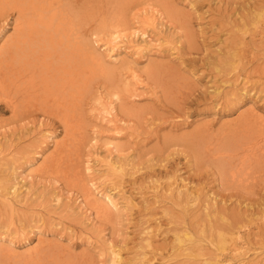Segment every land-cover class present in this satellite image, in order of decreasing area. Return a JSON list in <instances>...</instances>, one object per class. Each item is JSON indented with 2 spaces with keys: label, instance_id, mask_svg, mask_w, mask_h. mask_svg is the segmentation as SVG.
Listing matches in <instances>:
<instances>
[{
  "label": "rangeland",
  "instance_id": "obj_1",
  "mask_svg": "<svg viewBox=\"0 0 264 264\" xmlns=\"http://www.w3.org/2000/svg\"><path fill=\"white\" fill-rule=\"evenodd\" d=\"M148 1L150 2L133 1L127 5L125 19L131 27L118 37L119 41L102 34V37L99 35L100 39L97 37V43H92L94 49L101 53L112 45L116 51H120L122 62L118 61L114 65L107 57L111 61L107 65L116 66L115 71L118 72L115 81L132 82L135 93L130 96V103L145 110L142 111L144 114L140 120L131 119L129 123L130 118H125L123 130L117 131L112 125L109 127L105 123L100 124L95 119L94 111L98 100L114 99L113 90L108 87L107 82L103 83L105 79L100 76L92 87L91 99L84 106L88 135L81 146L82 164L86 165L87 160L92 158L91 162L98 175L102 176L105 188L115 192L119 201H133L129 205L122 202L124 205H121L120 211L112 209L110 220L95 214V209L82 205V192L65 185L59 175L49 171H31L39 162L43 163V156L51 154L56 142L63 139L61 126L35 113L28 119L15 120L11 116L10 107L3 100L0 101V170L8 185L14 181L21 184L20 193L14 199L9 194L5 196L8 187L0 188V236L12 237L19 253L23 254L29 247L45 240L44 244H52L56 250L63 248L64 251L59 252L61 255L64 252L85 253L92 258L93 264L111 263L114 258L112 251L117 250L122 264H138V256L136 259L135 256L140 239V220L144 215V199L153 198L155 194L153 186L149 188L151 184L162 188L170 177L175 180V184H181L187 179L185 184L190 191L195 189V192L192 191L195 194L202 191V194L198 193L200 197L204 196L201 199L208 197L206 194L213 190H220L211 167L201 164L200 159H196L194 165L189 164L188 161L192 158L186 152H190L188 141L174 138L193 133L197 127L205 124L209 125L210 131L222 132L219 129L225 124L247 122V114L249 116V111L252 110L256 111L255 120H260L258 124L264 125V0H168L164 5H160L158 1ZM94 10L99 12V8ZM153 18L155 26L145 21L147 19L152 22ZM96 22H91V28L97 25ZM11 25L12 20L9 24L0 26V46L12 33ZM136 28L147 33V38L150 39L145 42L142 37L133 36L139 46L144 43V50L134 55V48H125L123 43H129L126 38ZM126 33L129 35H125ZM109 40L111 41L108 42ZM117 44L124 47L118 49ZM122 56L126 59L123 60ZM124 61H129V64ZM230 61L237 65L225 70ZM133 65L137 69V78H133L130 73ZM168 85L174 89V101L167 98L169 95L164 96L163 88L169 89ZM177 101L183 104L182 110L174 103ZM257 112L263 116L260 114L258 117ZM255 120L251 122L258 125ZM95 130L100 132L97 139L101 144L96 150L92 147L93 138L97 136ZM167 134L172 135L170 141L163 140ZM106 142H112L114 146H107ZM39 150H44L43 156H36ZM94 153L97 155L94 156ZM108 154L122 163L115 176L100 161ZM62 164L66 166L64 159ZM27 175L30 177H26ZM149 176L155 181L151 182ZM22 177H26V180ZM145 181H149L147 188L145 185L140 186ZM220 191L224 196L216 197V205L225 206L227 210L239 215L240 220L248 224L240 229V233H249L254 245L258 246L260 237L264 234V193L248 197L256 199L250 201L231 193L236 190ZM6 197L15 202L10 201V205L9 200H5ZM191 201L194 203V197ZM252 202L254 206L251 205ZM161 203L164 205L155 204L154 215L164 224L161 229L153 230L157 232H153V241L166 244L172 238V232L165 225L167 220L163 215V208L173 205L168 200ZM171 208L174 212L177 209ZM245 241L242 239L238 245L244 248ZM169 245L161 248V257H155L152 264L175 263V259L171 258L172 249ZM250 259L256 261L252 256H248L246 260ZM235 260L239 261V258ZM145 263L151 264L148 261Z\"/></svg>",
  "mask_w": 264,
  "mask_h": 264
},
{
  "label": "bare ground",
  "instance_id": "obj_2",
  "mask_svg": "<svg viewBox=\"0 0 264 264\" xmlns=\"http://www.w3.org/2000/svg\"><path fill=\"white\" fill-rule=\"evenodd\" d=\"M133 1L139 0H0V22L2 21L0 26L9 24L10 20L13 21L12 33L0 46V101L3 100L10 107L13 119L24 120L34 113L40 114L52 123L59 124L64 133L63 139L56 142L51 154L43 156L44 150L37 151V154L34 153L38 157L43 156L44 159L43 163L39 162L30 170L36 173L49 171L59 175L65 185L71 189L72 187L77 188L82 192L80 196L82 205L88 209H95V214L109 220L112 209L120 211L124 202L129 205L133 201L131 199H126V201L120 199L121 201H119L115 192L105 188L102 176L98 175L94 163L91 162L92 158L87 160L86 165L82 164L80 160L81 146L88 135V120L85 116L84 106L91 99L92 87L97 83V77L100 76L105 79L103 83L107 82L108 87L113 90L114 99L98 100L97 108L94 107L95 119L100 124L105 123L109 127L112 125L117 131L124 129L125 118H130L128 119L129 123L131 119H133L131 121L137 120V118L142 119L144 114L142 111L145 112V110L140 109L133 102L130 103V96L135 93L132 82L130 84L129 80L127 82L126 80L125 82L115 81L114 78L118 72L115 71L116 66L107 65L111 63L107 57L113 61L114 65L121 61L120 51H116L115 46L112 45L103 50L105 51L103 54L102 50L101 53L94 49L92 44L97 43L102 34L110 39L118 40L125 30L130 29L131 25L127 24L125 19L127 13L125 11H127V5ZM152 1H158L160 5H164L168 0ZM150 2L148 1V3ZM171 7L169 6V8ZM94 8H99V12ZM93 21H97V25L91 28ZM145 21L155 26L154 18L152 22L147 19ZM132 30L131 34H128L129 36L127 33L125 34L128 36L126 39L129 43H122L126 46L125 48H134L133 54L135 55V53L144 50V43L139 46L137 41L133 40V36L142 37L145 42L150 38H147L148 35L144 31L137 28L136 31ZM117 47L119 49L124 46L117 44ZM129 61L124 62L129 64ZM234 65L237 63L231 62L225 70L231 69ZM130 69L132 77H136L137 69L134 65ZM168 86L169 89L164 90L165 87L163 88L164 96L169 95L167 98L173 100L174 89L171 85ZM178 101L174 103H177L178 109L182 110L183 104ZM249 112L251 113L249 116L247 114L249 122L247 120V122L241 123L237 121V124H225L219 129L222 132L210 131L209 125L205 124L197 127L193 133L174 139L188 141L190 152L185 151L192 158L188 161L189 164L194 165L196 159H200L201 164L209 165L220 190H236L231 193L253 201L256 199L252 198L251 200L250 196L264 193V125L258 124L260 120H255L256 111ZM257 114L258 117L260 114L262 115L259 112ZM240 118L242 119V117ZM253 120L258 125L251 122ZM118 125H121L120 128H117ZM95 132L97 136L93 138L92 147L96 150L101 147V144L97 139L100 132L97 130ZM170 137L172 135L167 134L163 140L170 141ZM167 143L169 142L167 141ZM106 144L114 146L112 142H106ZM96 153L94 156L97 155ZM110 155L98 159L107 166L109 172H114L115 176L122 163ZM63 159L66 166L62 164ZM27 163L29 162L27 161ZM29 165L31 164L29 163ZM26 177H30V175ZM26 177H22L23 180H26ZM170 178L167 179L166 186L162 185V188L155 187L154 183L151 186L148 185L149 188L153 186L155 194L152 196L153 198L145 197L144 199L145 208L144 215L140 220V239L136 248V256L134 255L135 259L138 256L136 259L138 264H144L146 261L152 264L155 257H161L159 251L166 244H170L171 258L175 259V261L173 260L175 263L172 261L174 264H264V234L262 233L258 246H256L257 244L254 245L255 242L249 237V233H247L248 235L240 233V229L248 224L243 223L234 211L235 214L230 209L231 212L227 210L225 206L218 207L219 205H216L218 201L216 197L223 198L224 196L220 190H213L206 194L208 197L201 199L204 196L200 197L198 193L202 194V191L199 192L198 188L197 194L194 193L195 189L190 191L189 186L187 187L185 184L187 179L181 184H175V180ZM7 179L9 178L7 177ZM154 181L151 180V182ZM147 182H143L140 186L145 185L147 188ZM7 185L5 176L0 170V188L7 189L8 187L5 190L7 191L5 196L9 194L12 199L16 198L20 193L21 184L14 181L11 185ZM142 195L144 194L142 193ZM192 197H194V203L191 201ZM7 199L11 205L10 201L13 200L9 197H6L5 200ZM163 200H168L173 205L170 208L161 206L167 221L164 218L161 220L164 219L166 222L167 229L172 232V238L170 237L169 243L158 244L153 241V232H156L153 230L161 229L164 223H160L157 216L155 217L154 208L156 203L164 205L161 203ZM193 205L195 207L191 208L190 206ZM171 207L177 208L175 212ZM147 215L151 217H147ZM167 229L164 230L167 231ZM164 230L161 231L164 233ZM242 239L246 240L244 248L241 247L242 245H238ZM44 242L45 240H40L38 244L29 247L21 254L15 248V240L10 236L2 235L0 236V250L4 253L2 251L0 253V264H93L92 258L85 253L68 254L64 252L61 255L59 252L63 248L56 250L52 244H44ZM167 251L170 250L167 249ZM112 252L114 258L109 264H122L120 252L118 250ZM244 256L245 258H243ZM248 256H252L256 261L246 260ZM237 258L239 261L235 260Z\"/></svg>",
  "mask_w": 264,
  "mask_h": 264
}]
</instances>
